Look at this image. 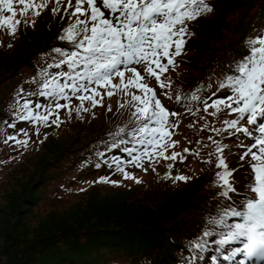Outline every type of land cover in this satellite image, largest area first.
I'll return each instance as SVG.
<instances>
[{
  "label": "snow or ice",
  "instance_id": "snow-or-ice-1",
  "mask_svg": "<svg viewBox=\"0 0 264 264\" xmlns=\"http://www.w3.org/2000/svg\"><path fill=\"white\" fill-rule=\"evenodd\" d=\"M49 2L50 0H40L39 3L37 0H0V30L15 36L21 24L27 22L29 12L38 17L41 10L48 8ZM17 6H22L19 12ZM61 9L65 16L74 18V22L63 29L60 39L69 42L74 50L55 49L62 57L55 67L66 65L69 71L57 74L42 73L43 84L39 95L52 98L55 109L68 107L70 114V105H61L56 101H70L72 97H76L81 102L76 111L87 112L89 109L84 107L85 101H90L93 108L103 107L105 95L109 99L117 93L129 95L127 104L121 103L119 106H131L135 109L133 116L137 119V127L127 134L142 147L140 150L135 147L123 149L131 157L134 166L143 168V159L147 157L149 162H154V156L173 162L179 159L182 163L186 157L181 153L165 155L169 146L175 147L178 143L171 141V137L179 127L172 118L178 117L179 114L168 110L136 66H143L147 76L154 78L159 88L170 87V82L161 77L170 67L176 66V57L182 55L187 43L185 37L189 35L188 23L211 12L212 7L206 0H75L74 3L73 0H67V4L65 0H55L51 12L58 15ZM18 16L25 19L21 20ZM247 44L249 54L242 60L233 62L232 74L225 75L218 85L219 89H227L231 94L217 98L211 104L207 100L202 102L204 111L207 112L211 108L214 110L211 114L214 116L222 111L236 115V119L224 121L227 125L225 131L233 129L235 132L251 136V130L240 125L244 120L249 125H257L258 119L264 117V35L249 39ZM80 68L82 71L78 70ZM126 72L132 74L131 78H126ZM117 77L120 78L118 85L113 83ZM99 89L107 91L102 94ZM17 95L19 96V93ZM180 99L188 98H177L178 102ZM190 99L201 100L195 93ZM21 107L23 112L17 118L36 122L37 133L41 123L50 126L49 117L58 115L53 108L34 105L28 100H25ZM41 107H45L43 114L35 111ZM111 110L109 105L108 111ZM51 123L58 125L59 121L52 119ZM11 126L15 127L14 124ZM257 130L261 135L241 156V159L250 157L249 174L252 180L247 183V188L253 196L246 198L242 210L229 205L218 219L209 221L230 229L227 233H221L222 238L215 241L217 244H242V247L231 249L229 255L224 257L225 260H232L241 254L246 259L264 260V123L259 124ZM125 132L126 129L121 128L117 135ZM8 140L21 146L28 143L27 140L19 141L11 136L5 142ZM120 143L126 144L128 141L121 139ZM116 146V143H113L112 147ZM138 151L139 154L135 155ZM184 151L192 154L190 149ZM218 151L220 156L216 166L224 169L217 174L218 181L225 189L221 195L229 197L230 192L237 191L232 179L234 170L228 168L223 157L224 146H218ZM100 155L103 156L102 153ZM125 163L127 162L113 157L109 167L114 166L115 171L121 173L125 179H135L125 171ZM100 166L96 165L97 168ZM173 166L174 163L168 165L169 169ZM175 179L187 181L188 177L181 175ZM97 182L119 184L110 177H101ZM136 182L141 181L137 179ZM227 217H239L242 222L228 225ZM213 235L214 233L208 230L203 233L204 237ZM206 243L202 240L194 247L203 251ZM239 264H245V260H241Z\"/></svg>",
  "mask_w": 264,
  "mask_h": 264
},
{
  "label": "rangeland",
  "instance_id": "rangeland-1",
  "mask_svg": "<svg viewBox=\"0 0 264 264\" xmlns=\"http://www.w3.org/2000/svg\"><path fill=\"white\" fill-rule=\"evenodd\" d=\"M214 0H206V2L212 7V11L203 14L199 18L210 17L215 11L212 2ZM40 0H37L39 3ZM75 0H73V3ZM67 4V0H65ZM55 6V0H50L48 8L41 10L40 16H34L32 12H29L26 23H22L19 27L15 36L9 35L7 31L0 30V48L5 51H14L21 35L27 33L29 27H35L38 18L43 16L49 18L51 16L54 20L58 21V42L63 43H52L51 49L47 51H39L36 53L35 61L39 64H44L43 58L45 59V65H48L51 59V55L57 53L55 49L59 48L64 51L74 50L73 46L60 37L63 35V29L68 27L70 23L74 22V18H70L64 15L63 9L60 14L54 15L51 12V8ZM20 7L17 6L19 12ZM87 7V5H85ZM258 8H255V12ZM7 14V13H6ZM24 20V17H17ZM198 19V18H197ZM239 19L238 14L231 13L228 16L229 23L237 22ZM34 21V23H33ZM188 23L189 35L185 37L187 43L184 45V50L181 56L176 57V66L170 67L169 71L164 73L161 79L170 82V87L161 89L158 86L157 81L154 78L148 77L143 66H136L137 70L141 75L145 76V80L148 85L154 88L157 92L158 97L167 99L169 104H177V98L184 97L181 91H195L201 100L200 101H189L183 105L179 110H174V107H168L170 112L178 113V117L172 119L179 124L178 129L175 130V134L171 137V141H177L175 147L169 146L165 152V155L171 156L173 152L183 154L186 159L181 163L179 159L173 162L171 160H165L162 157H153L154 162H149L148 158L145 157L142 161L144 167H136L129 161L124 164L125 171L135 177V179H125L124 176L118 172V178H115V167L109 172V174L90 175L88 178H82L75 173L71 174L70 177H77L78 180L72 185H69V181L65 178L66 175L57 174L53 176H47L46 174L52 170V168L60 169L68 165V159L73 158L78 153L68 152L64 159L57 164L56 167H51L45 174V168H47L48 161L55 162L58 156L57 151L59 146L57 143L68 141L67 144L72 145V148L77 146L79 139L75 138V132L79 131L87 123L95 120H99L105 115H114L117 119H127L131 123L137 124V119L133 116L134 108L131 106L121 108V103L127 104L130 100L129 95H123L117 93L111 99L107 98L103 101L104 106L92 107L90 101L84 102V107L88 108L89 111L77 112L76 109L80 107L81 102L76 98L72 97L70 101L59 99L58 102L61 105H70L71 114L68 107L60 109L54 108V101L52 98L40 96L39 92L42 89V85L37 86L36 82L28 81L30 78L38 80L32 75L30 68H23V75L19 81L13 78L6 79L0 86V107L5 106L6 115L0 113V264H59L62 260L61 257L67 254L70 250L69 243L72 239H68L64 236L61 237L65 232H69L72 228L77 226V223H83V229H86L92 225L101 224L103 221H99L92 215L93 209L98 212L107 215L113 211L119 210L123 215L136 216L143 212L140 207H129L121 206L113 202L110 205L109 202H100V197H104L102 194L109 190L111 187L122 188V189H133L135 196L143 194L144 189H140L137 192L138 185H142L145 181L147 182L146 190L150 185L153 186L161 184L158 180H168L172 177L186 176L188 179L195 177L201 172L209 171L217 181V174L223 172V168L216 166L220 153L218 146L231 147L229 149H237L238 142H234L229 138L230 131L233 129H225L227 125L224 123L226 120L236 119L235 114H231L227 111H222L218 115H212L213 109H209L207 112L204 111L203 100H207L209 104L217 98H224L231 93L227 89H219L218 85L224 80L225 74L228 72L225 67L227 63L220 65L218 69L214 67L212 73L207 79L200 85L193 89V85H186L184 79L189 75L197 77L200 71L197 69H191L189 67L188 58L194 55L197 50L189 43V39L196 36L197 29ZM233 25V24H232ZM225 30V29H224ZM223 30V31H224ZM225 39L221 42H225L230 39L232 32L225 30ZM256 37H252L254 39ZM217 43V42H215ZM220 43V44H221ZM191 45V46H190ZM4 51V50H3ZM11 51V52H12ZM57 55V54H56ZM222 56V51L219 52V58ZM14 58V57H13ZM12 58V59H13ZM11 59V60H12ZM62 57L58 54L56 56V63L61 61ZM166 62V61H165ZM191 65V64H190ZM62 72L69 71L66 65H62ZM82 71V68L78 69ZM126 78H131L132 74L126 72ZM38 76V75H37ZM33 81V80H32ZM113 83L120 84V78L114 79ZM27 84V85H26ZM26 85V86H25ZM25 86V87H24ZM179 88L182 90H179ZM29 89L31 94L32 102L34 98H43L46 102L41 104L42 106L53 108L58 113L57 116L49 117L50 126H44L42 123L39 125V132L37 133V123L29 122L26 120L18 119V115L23 112L22 105L23 101L21 98V90ZM40 89V90H38ZM193 89V90H191ZM18 90H20L18 92ZM6 91V92H5ZM12 91H14L12 93ZM102 94L106 93V89H99ZM132 91H136L132 89ZM28 92H25L27 94ZM17 95V100L15 95ZM167 93V95H165ZM215 93V95H213ZM90 94V93H89ZM171 97V99H169ZM99 99V97H97ZM14 100L13 104L11 101ZM167 102H165L167 104ZM34 105H39L37 101L33 102ZM111 106V111H108V106ZM45 107L35 109L36 112L43 114ZM21 110V113H19ZM10 112L13 113L10 116ZM52 119H58L59 123L52 124ZM128 122V121H127ZM15 125L12 127L11 125ZM248 125L246 121H241V125ZM243 127V126H242ZM219 130V131H217ZM77 133V132H76ZM16 137L19 141L27 140L26 146H21L15 141L8 140V137ZM59 138V139H58ZM58 139V140H57ZM142 146L139 145L138 150ZM185 149H190L192 154L185 153ZM159 152L160 150L157 149ZM240 152V151H239ZM74 153V154H70ZM139 154V152H138ZM225 151L223 152L224 157ZM174 166L169 169L168 165L173 164ZM144 169H147L145 171ZM61 173H63L61 171ZM117 173V172H116ZM101 177H110L113 181H118V185L111 183H98ZM155 178V179H154ZM50 179V180H48ZM140 180L137 183L136 180ZM177 185L183 183V181L175 179ZM175 186V185H174ZM92 191L93 196L90 197L87 190ZM139 189V188H138ZM132 190V191H133ZM87 191L86 193H83ZM79 193V194H75ZM101 193V194H100ZM39 195L35 203V195ZM88 195V197L86 196ZM107 196V195H105ZM61 198V199H59ZM89 201H91L89 203ZM119 202L121 199L119 198ZM93 203V207H86ZM107 205V206H106ZM115 206V207H108ZM100 207V208H96ZM137 209V210H136ZM100 214V213H99ZM116 215H109L116 217ZM61 234V236H60ZM60 236V237H59ZM67 239V240H66ZM69 240V242H68ZM46 253L44 254V252ZM44 254V255H43ZM241 260H245L241 258ZM255 260V259H254ZM239 264V262H238ZM253 264H264V260L257 259Z\"/></svg>",
  "mask_w": 264,
  "mask_h": 264
},
{
  "label": "trees",
  "instance_id": "trees-1",
  "mask_svg": "<svg viewBox=\"0 0 264 264\" xmlns=\"http://www.w3.org/2000/svg\"><path fill=\"white\" fill-rule=\"evenodd\" d=\"M212 5L215 11L210 17L198 18L191 22L197 32L196 36L189 39V43L197 50L192 57L188 58V63L191 69L199 70L200 74L197 77L189 75L183 81L186 85H193V89L196 86L200 87L211 75L214 67L218 69L220 65L227 63L225 69L228 72L225 75L232 74L233 62L240 61L249 54L248 40L264 35V0H214ZM255 8L258 9L253 12ZM231 13L239 15L237 22L229 23L228 16ZM58 28L57 20L51 16L49 18L41 16L35 23V27H29L27 33L23 31L24 34L21 35L14 51L8 52L0 48V86L7 78L19 81L23 75V68L29 67L32 72H35L32 76L38 80L30 78L28 81L30 84L36 82L37 86L43 84L42 73L57 74L62 72V67H55L58 53L51 55L48 65H45L46 57L42 59L44 64L35 61L37 52L51 49L54 42L63 44L58 42ZM224 29L230 30L232 36L221 43L225 39ZM220 51H222V56L219 58ZM28 91L30 90L24 89L20 92L21 101L32 102L31 97L35 92L31 94ZM25 92L28 93L25 94ZM181 92L185 96L180 98L187 97L188 99H180L179 102L176 99L177 104H169L167 99L159 98L164 105L167 102L168 106L179 110L187 103V100L192 101L187 90ZM194 93L195 91H190V94ZM17 94L14 96L16 100ZM35 101L39 105L46 102L40 96L38 99L34 98L33 102ZM13 102L14 100L11 101V104ZM0 113L3 114L2 117L6 115L5 106L0 107ZM12 115L13 113L10 112V116ZM129 120L127 119L128 122H125L110 114L87 123L79 131H76L77 133L75 132V138L79 139V143L75 142L77 144L75 148L67 144L68 141L57 143L60 145L56 152L58 157L54 159V163L48 161L47 168L43 173L46 174L51 167H56L64 159V156L72 151L78 154L68 159L67 166L60 169V172L58 169L52 168L46 175L51 176L52 179L57 174L60 176L64 174L69 185H72L78 180L77 177H70L73 173L83 179L95 173L102 176L109 174L114 167H109L113 157H118L125 162L131 161V157L123 149L126 147L138 149L139 145L127 134L137 127V124L131 123ZM261 123H264V117L258 119L257 125H247L252 132L251 136L235 131L227 133L231 140L240 144L234 150L229 149L231 147L224 149V158L228 168L234 170L232 179L237 189L236 192H230L229 197L221 195L225 190L221 186V182L218 181V177L216 181L215 177L206 170L183 181L180 185H177L172 177L168 180H158L162 183L155 186L152 184L146 190L147 182L145 181L137 187V192L140 189L145 190L138 196L134 195V188L115 189L111 187L112 190L102 194L104 197L99 198L100 202H109L110 205L116 202L118 205L129 207V209L140 207L143 212L139 216L131 217L123 215L119 210L107 215L105 210L104 213H101L93 209L92 215L103 223L92 225L86 229H83V223H77V226L69 232L62 233V236L60 234L61 237L64 236L67 239L70 237L72 241L69 243L70 250L61 257L62 261L59 264H222L220 261H225L224 257L229 255L231 249L242 247V244L239 242L224 246L217 244L215 241L222 238L221 233H227L230 229L209 221L213 218L218 219L229 205L236 207L237 210H242L246 198L253 196V193L247 188V183L252 180V176L249 174L251 172L250 157L241 159V156L261 135L257 130ZM121 128L126 129V132L117 135ZM121 139L128 143H120ZM113 143H116L117 146L112 147ZM138 152L134 154L138 155ZM101 153L103 156L100 155ZM97 164L101 166L97 168ZM113 173H115V178H118V172ZM94 190L95 187L92 190H87L90 197L93 196L92 191ZM86 196L88 197V195ZM38 197V194L34 196L35 203ZM119 198L121 202H119ZM86 207H93V203ZM108 207L115 206L108 205ZM116 214V217L110 219L109 215ZM238 222H242V219L227 217L228 225ZM206 230L212 231L214 235L204 237L203 233ZM202 240L207 242L203 251L194 247L197 242ZM232 260L226 261L233 264Z\"/></svg>",
  "mask_w": 264,
  "mask_h": 264
}]
</instances>
